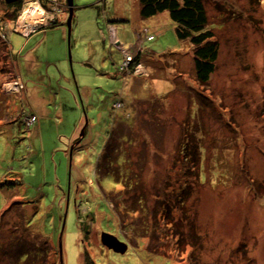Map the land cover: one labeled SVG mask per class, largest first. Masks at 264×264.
I'll return each mask as SVG.
<instances>
[{
	"label": "rangeland",
	"instance_id": "obj_1",
	"mask_svg": "<svg viewBox=\"0 0 264 264\" xmlns=\"http://www.w3.org/2000/svg\"><path fill=\"white\" fill-rule=\"evenodd\" d=\"M22 1V17L11 21L17 6L0 0V217L7 211L0 264H18L17 250L32 252L34 233L24 226L61 245L63 264H264V0H204L219 45L204 85L194 48L177 38L168 12L142 18L138 0H73L65 54L69 65L78 57L84 63L67 84L52 78V114L30 126L31 97L16 86L19 59L5 38L12 29L39 31L40 18L21 22L24 11L36 5L47 16L52 5ZM56 3L69 10L66 0ZM114 27L121 46L109 38ZM44 32L55 44L59 34H37ZM123 50L138 55L136 73L124 72ZM23 68L30 87H49ZM74 75L83 77L78 87ZM157 82L170 87L158 91ZM75 96L78 114L68 117L61 99L75 108ZM113 107L132 111L122 119L132 128L98 119ZM60 108L65 117L57 124ZM103 233L127 243L125 254L104 246ZM27 261L35 263L30 255Z\"/></svg>",
	"mask_w": 264,
	"mask_h": 264
},
{
	"label": "crops",
	"instance_id": "obj_2",
	"mask_svg": "<svg viewBox=\"0 0 264 264\" xmlns=\"http://www.w3.org/2000/svg\"><path fill=\"white\" fill-rule=\"evenodd\" d=\"M49 0H42V3L47 8H50L48 3L45 4ZM139 1V0H138ZM140 6V5H139ZM62 7V6H61ZM96 7V6H95ZM75 8V7H74ZM81 8V7H80ZM51 9V8H50ZM75 10V9H74ZM66 11L65 7L63 8L62 12L60 15H58V20L57 24H54L52 26H49L48 24H42V28H39L41 31L42 30H52L53 32H56V34H59V37L56 40H53L55 44H50L48 35L44 32L42 35H38L37 33L40 32V30L30 36H26L25 34H21L18 31L16 32L15 30H10L8 31L7 34V43H10L11 45L10 48L12 50V54L16 55L18 57L19 61V71H20V76H18L19 82L23 83L25 85V93L29 97H31V104L29 113H31V116H36L37 117V122L39 119H44V118H49L50 115L52 114L51 110L47 109V106L51 105L52 102L56 101V95L54 93H50L52 91L51 85H52V78H55V82L57 79L63 78L65 81V84H67V80L70 79L71 74L70 70H74L75 65L77 64V67H79L82 63H84L83 59L78 57L79 60L72 61V65H69V61L67 60V55L65 54V45H66V36L68 29L67 27V21L69 17V10L65 12L66 14L63 15V12ZM104 11V10H103ZM102 14V11H101ZM68 15V17H67ZM157 16V15H155ZM116 17H121V16H116ZM154 17V16H153ZM152 18V17H151ZM49 23V21L47 20ZM73 23V20H72ZM94 21L90 22V27L93 29ZM74 26V25H73ZM116 29V36L118 39V29L117 27H114ZM146 31H149L148 29H145ZM17 33L20 34L22 37L20 39L17 38V40L10 35V33ZM110 34L109 38L111 39V32H108ZM37 35L36 37H33ZM39 38V39H37ZM112 40V39H111ZM119 40V39H118ZM141 38L139 35V39L136 40L137 46L140 48L141 46ZM90 43H93L92 41ZM76 44V42H75ZM78 46H74V48H77ZM125 47V46H124ZM134 53L133 49H131ZM136 54H140L139 52H136ZM24 65V68H23ZM28 69V73L30 76L34 77L35 80H39L41 82L49 84V87L45 89H40L37 87H30L29 80H26V78L22 75L23 73L21 72V69ZM49 69H52L53 74L55 75L52 76L49 73ZM130 76V75H128ZM135 77V75H131ZM127 77V76H125ZM75 79V84L77 87L81 83V81H78V79L83 78L79 76H73ZM72 83V81H71ZM149 83H152L151 79L149 78ZM170 87V86H168ZM50 91V92H49ZM79 91V90H78ZM42 93L44 96L41 98H38V94ZM80 97L82 98V90L79 92ZM163 96V95H162ZM151 97H157L160 98L159 96H155L154 94H151ZM58 100V98H57ZM75 100L77 102V105L75 108L73 107L72 103L65 102L63 99H61V105L66 107V116L68 117L70 115L76 116L78 114V109H79V99L77 100V97L75 96ZM88 101V100H87ZM81 104L84 106V100L83 102L80 101ZM117 103V102H116ZM57 106V104H55ZM115 105V104H114ZM79 106V107H78ZM58 107V106H57ZM90 107V106H89ZM128 108V107H127ZM126 111V112H125ZM25 112V110H24ZM132 111H129L128 109L126 110H118V108L113 107L112 111L108 114L106 113H101L98 116V119L102 122L103 120L109 118L110 123L114 128L122 122L128 123L130 122L131 128L132 122L131 121H126L122 120L124 119V115L126 114H131ZM104 115H106L104 117ZM128 116V115H126ZM125 116V118H126ZM65 117V112L63 111L62 108L58 109L55 113L54 119L56 120L57 124H61L62 118ZM128 119V118H127ZM82 123V118L80 117L78 121H76V127L74 130V133L72 136H69V145L71 144V141L76 139L78 136L77 132Z\"/></svg>",
	"mask_w": 264,
	"mask_h": 264
},
{
	"label": "trees",
	"instance_id": "obj_3",
	"mask_svg": "<svg viewBox=\"0 0 264 264\" xmlns=\"http://www.w3.org/2000/svg\"><path fill=\"white\" fill-rule=\"evenodd\" d=\"M21 1L17 3H20ZM17 3L9 6L10 8L13 7L14 5L17 6L14 13L8 15L9 18L11 16L10 18L11 21L17 20L19 12H21L22 10L21 8L23 3L20 5H17ZM139 4H140V15L142 18H151L163 12L169 13L171 20L176 25L175 32L177 38L181 41H188L194 48L193 49L194 64H195L197 80L202 85L207 84L210 81L211 76L215 72L216 62L218 61V56H219V45L213 31L208 29V15L205 8L204 0H139ZM65 10L66 12L68 11L67 9ZM14 58L16 60V57ZM184 139L180 141V143L184 142L183 143L184 148L180 145L179 154L181 156H185L186 154L185 151L187 149L186 148L187 143H185ZM109 150H110V143L107 142L105 145L104 154H107V156H109V152H108ZM195 154L192 155L193 158ZM106 157H103V160L105 165H107L109 169V165H108V161H106ZM194 167L195 165L193 164V168ZM122 201L123 204L126 203V200H122ZM142 207L144 208L143 205ZM6 212H4L0 217V226L2 225L1 219L3 215L6 214ZM152 215L154 216V214ZM24 228L28 232H31L32 234L34 233L35 238L31 242L32 252L17 250L15 253H13L14 254L13 256L18 261V262L16 261V263L32 264L29 261H27L28 256L30 255L35 262L34 264H63L62 254L60 253L59 249L53 248L49 240L43 237L39 232L30 231L29 230L30 228L25 226ZM18 236H20V234ZM19 240L20 242H22V239ZM26 242L27 241H25V243ZM8 255H9V250H8Z\"/></svg>",
	"mask_w": 264,
	"mask_h": 264
},
{
	"label": "water",
	"instance_id": "obj_4",
	"mask_svg": "<svg viewBox=\"0 0 264 264\" xmlns=\"http://www.w3.org/2000/svg\"><path fill=\"white\" fill-rule=\"evenodd\" d=\"M20 0H5L7 4H13ZM69 6V17L67 21V29L70 35L71 25H72V18H73V0H66ZM101 237L102 243L104 246L108 247L109 249L115 251L116 253L125 254L128 249V244L122 241H119L115 236L103 233ZM60 253H62V247L60 245Z\"/></svg>",
	"mask_w": 264,
	"mask_h": 264
},
{
	"label": "bare ground",
	"instance_id": "obj_5",
	"mask_svg": "<svg viewBox=\"0 0 264 264\" xmlns=\"http://www.w3.org/2000/svg\"><path fill=\"white\" fill-rule=\"evenodd\" d=\"M34 10H35V8H33L29 13H31V15L30 16H34ZM60 12H62V11H60ZM37 15V13H35V16ZM27 16H28V14L26 13L25 14V16H24V18H22V21L21 22H23V20L25 19V18H27ZM38 17V16H37ZM124 54H127V52L124 50ZM128 55V54H127ZM129 57H130V55H128ZM127 56V58H129ZM138 56V55H137ZM137 56L136 57H133V56H131V60L126 64V66L123 68L124 69V72L126 73V74H129L131 71H133V73H136V69H137V67H138V65L140 64V62H138V61H140L139 60V58H137ZM129 60V59H128ZM142 69L143 68H139L138 69V71H142ZM152 85V84H151ZM16 86L18 87H20L21 89H24V87H25V85L22 83L21 84V82H17V84H16ZM163 88H165L166 90L169 88L168 87V85L167 84H161V83H159V82H157L156 83V89L159 91L160 89H163ZM164 93H162L161 95H157V96H159V97H162V95H163ZM120 103V102H119ZM119 103H116L115 105H118ZM114 105V106H115ZM32 117V116H31ZM36 117V116H35ZM37 121V118H36V120L32 123V124H34L35 122ZM1 216H2V214H1ZM33 230H34V228H33ZM161 256H163L164 257V255L163 254H160Z\"/></svg>",
	"mask_w": 264,
	"mask_h": 264
},
{
	"label": "built area",
	"instance_id": "obj_6",
	"mask_svg": "<svg viewBox=\"0 0 264 264\" xmlns=\"http://www.w3.org/2000/svg\"><path fill=\"white\" fill-rule=\"evenodd\" d=\"M50 2H55L56 0H49ZM33 8H35V10H34V16H35V13H37V15H36V17L37 18H40V20L42 21V19L45 21L46 20V18L44 17V11L43 10H40L39 9V6L37 7L36 5H33L32 7H30V8H28V10L26 11V13L27 14H29V12L33 9ZM53 10H55V12L50 16V17H48L49 18V21H55L56 20V16H57V12H59V10L58 9H56L55 7H53L52 8ZM57 10V11H56ZM25 13V14H26ZM29 17H31L30 15H28L27 16V18H29ZM35 21H36V19H35ZM40 21V22H41ZM26 28H28V25L26 26ZM111 39H112V41L115 43V44H117V45H119V46H121V44H120V42H118V40H117V38H116V34H114V31H115V29L114 28H111ZM152 37H149V39H151ZM123 52H124V50H123ZM125 56H126V62H124V64H123V67L122 68H124L125 66H126V64L131 60V55H130V57L127 55V54H124ZM127 56L129 57V58H127ZM129 59V60H128ZM36 120V117L35 116H32L31 118H30V124H29V126L34 122Z\"/></svg>",
	"mask_w": 264,
	"mask_h": 264
},
{
	"label": "clouds",
	"instance_id": "obj_7",
	"mask_svg": "<svg viewBox=\"0 0 264 264\" xmlns=\"http://www.w3.org/2000/svg\"><path fill=\"white\" fill-rule=\"evenodd\" d=\"M21 1V0H20ZM19 2V1H18ZM17 3V2H16ZM47 3L48 4H51L52 5V8L53 7H55V6H57V3H56V1L55 2H50V1H47ZM13 4H15V3H13ZM33 6V5H32ZM31 5H29L28 6V8H30V7H32ZM60 6V8H59V12H57V16H56V20L55 21H49V16H51L54 12H55V10H53L52 8H51V12H47V16H45V13H44V17L46 18V20H45V22L44 23H42L43 22V20L41 21V20H37V22H34V24H36L39 28H42V24H48L49 26H52V25H54V24H56L57 23V20H58V15L61 13L60 11H62V9L65 7V9H67L68 10V8H67V5H64V4H60L59 5ZM58 6V7H59ZM61 6L63 7V8H61ZM44 7H46L45 5H44ZM28 8L24 11V14L26 13V11L28 10ZM47 8V7H46ZM23 9V8H22ZM43 10V9H42ZM23 10H21V12H22ZM23 14V13H22ZM29 15V14H28ZM19 16V15H18ZM22 17V15L19 17V20H20V18ZM32 18H33V16H31ZM18 20V18H17V20H15V21H19ZM47 20L49 21V23L47 22ZM35 21V20H34ZM41 21V22H40ZM32 24V23H31ZM31 24H28V27H30L31 26ZM115 29V28H114ZM17 32V31H16ZM38 32V31H37ZM19 33H21V34H25V32H19ZM150 37H152V36H150ZM116 38H117V36H116ZM7 38H5V40H6ZM149 39V38H148ZM118 40V39H117ZM6 42H8L7 40H6ZM121 44V43H120Z\"/></svg>",
	"mask_w": 264,
	"mask_h": 264
},
{
	"label": "flooded vegetation",
	"instance_id": "obj_8",
	"mask_svg": "<svg viewBox=\"0 0 264 264\" xmlns=\"http://www.w3.org/2000/svg\"><path fill=\"white\" fill-rule=\"evenodd\" d=\"M24 1H21L20 3H17V5H20V4H22Z\"/></svg>",
	"mask_w": 264,
	"mask_h": 264
}]
</instances>
